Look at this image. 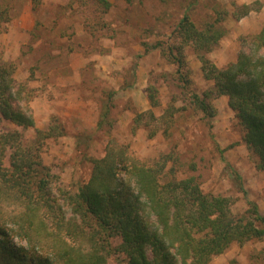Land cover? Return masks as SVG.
I'll list each match as a JSON object with an SVG mask.
<instances>
[{
  "label": "rangeland",
  "instance_id": "obj_1",
  "mask_svg": "<svg viewBox=\"0 0 264 264\" xmlns=\"http://www.w3.org/2000/svg\"><path fill=\"white\" fill-rule=\"evenodd\" d=\"M107 2L0 0L9 15L0 29V55L13 64L14 83L28 95L35 122L16 127L23 138L32 140L35 129L58 119L64 133L45 139L41 160L69 190L87 181L91 158L102 157L113 142L145 165L166 158L162 181L192 176L202 192L227 197L234 214L254 203L264 215V171L241 140L228 97L211 98L216 113L208 120L190 102V92L212 88L199 53L183 45L185 87L163 52L180 43L174 30L187 14L198 28L213 23L222 30L204 56L218 69L225 67L245 48L243 38L264 27V0ZM151 86L156 107L150 106ZM169 106L173 114L162 116ZM232 261L264 264V238L233 242L209 264ZM108 264H126L125 256L114 254Z\"/></svg>",
  "mask_w": 264,
  "mask_h": 264
},
{
  "label": "trees",
  "instance_id": "obj_2",
  "mask_svg": "<svg viewBox=\"0 0 264 264\" xmlns=\"http://www.w3.org/2000/svg\"><path fill=\"white\" fill-rule=\"evenodd\" d=\"M7 13L0 4V29ZM174 34L180 43L162 49L179 80L189 83L183 45H190L212 81L203 94L190 92L191 104L209 120L216 113L211 98L226 95L241 140L264 171V27L245 36V48L221 69L204 56L223 34L218 26L198 28L183 14ZM13 72L0 55V264H108L114 254H123L126 264H209L233 242L264 238V215L254 203L236 215L227 197L202 192L192 176L162 181L166 158L145 165L113 142L102 157L91 158L86 182L73 190L59 186L58 175L42 163L41 148L64 128L53 116L32 140L23 138L17 128L35 122ZM149 90L150 106L156 107V90ZM174 111L169 106L162 116Z\"/></svg>",
  "mask_w": 264,
  "mask_h": 264
}]
</instances>
